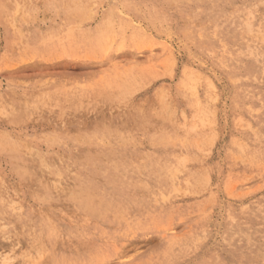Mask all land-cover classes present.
<instances>
[{"label":"rangeland","instance_id":"rangeland-1","mask_svg":"<svg viewBox=\"0 0 264 264\" xmlns=\"http://www.w3.org/2000/svg\"><path fill=\"white\" fill-rule=\"evenodd\" d=\"M0 264H264V0H0Z\"/></svg>","mask_w":264,"mask_h":264}]
</instances>
